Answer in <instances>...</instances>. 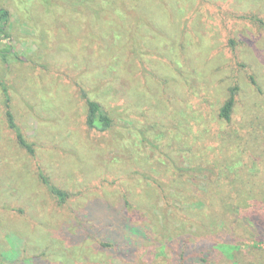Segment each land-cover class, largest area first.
I'll return each mask as SVG.
<instances>
[{
    "label": "rangeland",
    "instance_id": "rangeland-1",
    "mask_svg": "<svg viewBox=\"0 0 264 264\" xmlns=\"http://www.w3.org/2000/svg\"><path fill=\"white\" fill-rule=\"evenodd\" d=\"M0 9L10 13L0 25V264H264V244L223 218L222 203L196 213L211 170L264 193V0H0ZM236 86L227 122L220 111ZM4 87L34 156L9 128ZM87 99L110 129L88 127ZM40 172L68 194L64 204ZM176 193L186 202L167 204ZM205 242L220 245L207 262Z\"/></svg>",
    "mask_w": 264,
    "mask_h": 264
},
{
    "label": "trees",
    "instance_id": "trees-1",
    "mask_svg": "<svg viewBox=\"0 0 264 264\" xmlns=\"http://www.w3.org/2000/svg\"><path fill=\"white\" fill-rule=\"evenodd\" d=\"M65 4H59L58 9L60 12H66ZM10 16V13L7 10L0 9V25H5L8 21V18ZM262 26L264 27L263 21H260ZM1 26L0 28H2ZM2 32V31H1ZM97 37V36H96ZM122 36L117 35L116 37H113V40L116 42H119L121 40ZM97 40V39H96ZM102 42V38L99 36L98 38V46ZM238 91V87H234L231 91V95L227 99V101L224 103L221 111H220V117L224 119L227 122H230L232 119V114L236 106V92ZM4 97H5V103H6V116H7V122L9 125V128L14 131L17 139V143L19 147L23 150H25L27 153H29L31 156H34L35 154V148L34 144L29 142L20 127L15 122L14 115L11 111V98L9 95V92L7 88H3ZM87 106H88V119H87V125L91 129L93 128H101L102 130H108L113 124L112 118L108 116L106 112L103 111L102 105L98 103L97 101H92L90 99H87ZM235 164V161L232 162ZM200 170L197 176L201 175L203 177L202 168L199 166ZM188 171V170H186ZM205 172V171H204ZM211 176H207V183L209 186V191L204 194H199L197 196V204H203V208L199 211H196V213H205L204 208L207 207V210L214 209L216 207H220V204L222 203L224 205L223 209V215L222 217H227L230 219L233 217L235 220H241L244 225L247 227L249 233L251 234V238H253V244L256 246L255 248H260L259 246L261 244H264V193H258L254 194L255 192H252V195H250V192L247 194L243 188H245L244 182H238L235 178L232 177V174L229 176H222L220 173H215V171H210ZM222 176V177H221ZM240 175H237V178ZM40 177L42 179L43 184L46 186L48 191L58 200L59 204H64L66 198L68 197V194L62 191L61 189L57 188L56 186L52 185L49 180L40 172ZM202 177H198L199 179H194V176L188 175L186 178V182H192L194 183L198 182V180H202ZM254 186V185H253ZM262 186L264 187V182H262ZM227 187H230L229 192L223 193L221 191L226 190ZM171 197V195H170ZM169 196L164 195V199L167 204H179L181 201L186 202V198L182 200V194L172 195L171 199ZM192 200V199H190ZM251 207V210L250 208ZM213 221L211 222L213 225L216 223L219 226L218 220L219 217L216 218V215L212 214ZM229 222V221H228ZM221 228H215L216 232L215 234H218L224 230H229V226L227 227V223L225 222L224 226H220ZM227 227V228H225ZM211 228H214L213 226ZM234 239H226L222 246H226L227 244L230 245L228 248V252L231 254L232 258H237V254L241 250L239 245L233 244ZM220 246V245H218ZM215 244H211L208 242L202 243L197 250L199 253L198 260H202L204 262H207L212 251L218 250Z\"/></svg>",
    "mask_w": 264,
    "mask_h": 264
}]
</instances>
